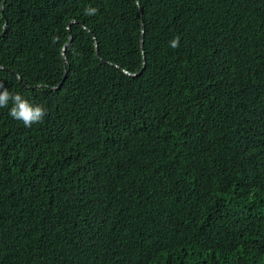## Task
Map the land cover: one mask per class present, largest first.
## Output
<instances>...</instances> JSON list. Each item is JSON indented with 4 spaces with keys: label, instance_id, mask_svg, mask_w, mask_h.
I'll list each match as a JSON object with an SVG mask.
<instances>
[{
    "label": "trees",
    "instance_id": "1",
    "mask_svg": "<svg viewBox=\"0 0 264 264\" xmlns=\"http://www.w3.org/2000/svg\"><path fill=\"white\" fill-rule=\"evenodd\" d=\"M4 1L0 264H264V0Z\"/></svg>",
    "mask_w": 264,
    "mask_h": 264
},
{
    "label": "clouds",
    "instance_id": "2",
    "mask_svg": "<svg viewBox=\"0 0 264 264\" xmlns=\"http://www.w3.org/2000/svg\"><path fill=\"white\" fill-rule=\"evenodd\" d=\"M4 2H6V5H7L8 0H5ZM4 2H3V4H4ZM2 7H3V5H2ZM139 7H140V5H139ZM5 12H6V10H5ZM141 12H142V10H141ZM97 13H98V8L91 6V5L86 6L84 9V15H86V16H94ZM74 21L76 22L74 24L78 23L77 20H74ZM7 23H6V25H7ZM74 24H72V25H74ZM141 25H142L143 34H142V37L140 39V46L142 48V52L144 50L143 55L145 56V54H144L145 53V34H144L145 33V25H144V22H142ZM68 29H69V26H68ZM70 30H71V27L69 29V32H70ZM86 30L90 31L91 29L86 28ZM5 33H7V32H5ZM70 33H69V41H70ZM0 36H3V35L1 34ZM71 36L73 39L72 33H71ZM101 38H103V37L101 36ZM142 40L144 41L143 45H142ZM69 41L67 43H70L72 40L70 42ZM53 42H55V38H54ZM96 43H97L96 51L98 54H100L99 40L97 37H96V41H95V47H96ZM169 46L172 49L179 48L180 36L177 35L174 38H172L171 41L169 42ZM62 50H63V48H62ZM65 76H67V71L65 72V75H64L62 82L66 79ZM19 78H21V77L19 76ZM62 82H60V84H62ZM60 84L58 86L54 87V89H60L61 88V87H59ZM27 88H31V87H27ZM10 103H11V107L9 110V115L16 120L22 121L25 127H32L34 124H42L44 122V118L47 114V109L44 106H42L39 103H33L31 100H29L28 98H26L24 95H22L19 92H16V93L10 92L7 88H5L3 86L2 83H0V108H8Z\"/></svg>",
    "mask_w": 264,
    "mask_h": 264
},
{
    "label": "water",
    "instance_id": "3",
    "mask_svg": "<svg viewBox=\"0 0 264 264\" xmlns=\"http://www.w3.org/2000/svg\"><path fill=\"white\" fill-rule=\"evenodd\" d=\"M2 9H3V12L5 13V10H6V2H4ZM74 23H76V22H75V21H72V22H71V24L69 25V29H70V27L72 26V24H74ZM7 30H8V23H7V25H5V29L3 30L2 35H4L5 32H7ZM87 31H89V30H87ZM71 40H72V36H71V33H70V41H71ZM70 41H69V42H70ZM143 43H144V41L142 40V45H143ZM68 44H69V43H66V44L64 45V47H63V50H62V55H63V59H64L65 62L67 61L66 49H67ZM96 49H97V43H96ZM143 52H144V50H143ZM144 54H145V53H144ZM0 68H1V69H4V70L12 71L11 68H8V67H6L5 65H3V64H1V63H0ZM144 68H145V57H144V64H143V67H142V69H141L139 72H131V71H128V70H126V69H123V70H124L127 74H129V75H131V76H137V75H139V74L143 71ZM65 77H66V76H65ZM20 79H21V78H20ZM61 85H62V84H60L59 87H61Z\"/></svg>",
    "mask_w": 264,
    "mask_h": 264
}]
</instances>
